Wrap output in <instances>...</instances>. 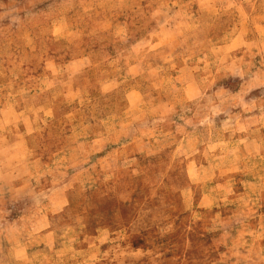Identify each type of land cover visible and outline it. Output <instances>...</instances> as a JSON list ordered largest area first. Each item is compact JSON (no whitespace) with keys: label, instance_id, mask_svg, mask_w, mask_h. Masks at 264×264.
Wrapping results in <instances>:
<instances>
[{"label":"rangeland","instance_id":"1","mask_svg":"<svg viewBox=\"0 0 264 264\" xmlns=\"http://www.w3.org/2000/svg\"><path fill=\"white\" fill-rule=\"evenodd\" d=\"M0 264H264V0H0Z\"/></svg>","mask_w":264,"mask_h":264}]
</instances>
